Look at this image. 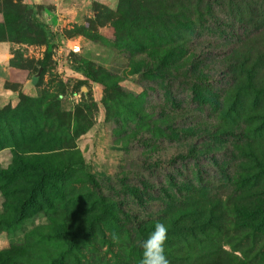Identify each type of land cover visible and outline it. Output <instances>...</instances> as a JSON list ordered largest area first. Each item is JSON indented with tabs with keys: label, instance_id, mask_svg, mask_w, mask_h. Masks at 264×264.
Segmentation results:
<instances>
[{
	"label": "rangeland",
	"instance_id": "374dc122",
	"mask_svg": "<svg viewBox=\"0 0 264 264\" xmlns=\"http://www.w3.org/2000/svg\"><path fill=\"white\" fill-rule=\"evenodd\" d=\"M157 222L264 264V0H0V264H140Z\"/></svg>",
	"mask_w": 264,
	"mask_h": 264
},
{
	"label": "clouds",
	"instance_id": "9594fccd",
	"mask_svg": "<svg viewBox=\"0 0 264 264\" xmlns=\"http://www.w3.org/2000/svg\"><path fill=\"white\" fill-rule=\"evenodd\" d=\"M168 226L157 222L154 230L150 232L141 243L142 259L140 264H170L166 254V243L168 241ZM114 239H118L114 237Z\"/></svg>",
	"mask_w": 264,
	"mask_h": 264
},
{
	"label": "trees",
	"instance_id": "16d2710c",
	"mask_svg": "<svg viewBox=\"0 0 264 264\" xmlns=\"http://www.w3.org/2000/svg\"><path fill=\"white\" fill-rule=\"evenodd\" d=\"M37 25H39L46 34V43L50 46L54 40V36L50 34L48 27L40 20L34 19Z\"/></svg>",
	"mask_w": 264,
	"mask_h": 264
},
{
	"label": "built area",
	"instance_id": "2783aa9c",
	"mask_svg": "<svg viewBox=\"0 0 264 264\" xmlns=\"http://www.w3.org/2000/svg\"><path fill=\"white\" fill-rule=\"evenodd\" d=\"M74 49L78 50L79 48H78V46H74Z\"/></svg>",
	"mask_w": 264,
	"mask_h": 264
}]
</instances>
